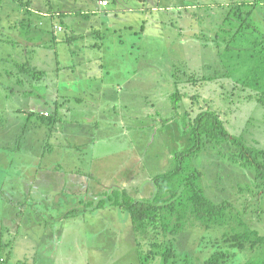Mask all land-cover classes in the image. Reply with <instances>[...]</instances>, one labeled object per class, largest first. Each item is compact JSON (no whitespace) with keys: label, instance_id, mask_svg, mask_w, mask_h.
Wrapping results in <instances>:
<instances>
[{"label":"rangeland","instance_id":"374dc122","mask_svg":"<svg viewBox=\"0 0 264 264\" xmlns=\"http://www.w3.org/2000/svg\"><path fill=\"white\" fill-rule=\"evenodd\" d=\"M28 1L0 0V227L16 235L12 261L163 264L143 254L172 242L173 264H204L231 225L206 229L192 219L173 236L137 230L117 206L64 214L114 188L151 196L153 177L190 146L186 112L214 109L235 135L264 123L255 87L250 80L243 87L249 54H262L264 0ZM238 3L251 10L248 25L244 16L226 20ZM221 16L225 40L215 32ZM238 24L244 30L229 42ZM191 74L216 78L190 82ZM46 112L58 116L53 127ZM232 152L208 144L191 163L209 198L229 202L264 234V189L252 169L229 159Z\"/></svg>","mask_w":264,"mask_h":264},{"label":"trees","instance_id":"16d2710c","mask_svg":"<svg viewBox=\"0 0 264 264\" xmlns=\"http://www.w3.org/2000/svg\"><path fill=\"white\" fill-rule=\"evenodd\" d=\"M257 2L258 0H255L252 5H256ZM30 3L31 0L27 2V4ZM242 7L243 4L238 3L232 7L227 19L220 17V26L215 32L222 33L221 38L224 36V40L223 32L229 30L224 28L225 19L231 20V15L235 18L244 16L243 20L247 23L251 10L244 12ZM58 14L61 16V12ZM231 29L235 30L231 36H228L229 42H232L241 30H244V26L238 24L237 27L233 26ZM221 38L218 34L216 39ZM257 44L260 45L262 54L258 58L254 57L255 53L249 54V58L253 61L245 75L246 79L243 80V87L246 88L250 80L256 89L255 100L264 108V36ZM215 78V75L198 77L191 74L188 76V81L199 82ZM250 96L252 97L253 94ZM181 97L182 93L176 88L172 94L176 109ZM43 116L47 119L48 125L52 127L58 119L57 115L52 116L48 112ZM250 123L249 125L264 130V123ZM249 125L244 127V132L235 135L227 129L224 118L214 109H201L194 116L186 112L184 132L189 136L190 146L185 150L175 152L172 157L173 166L153 177L154 191L151 196L134 199L128 191L114 188L111 192L106 191V195L97 202H86L82 210L71 209L64 214V217H76L108 206H117L130 212L137 230H147L152 226L154 230H160L164 235L173 236L182 233L192 219L199 221L206 229L216 225H231L230 230L216 238L214 248L204 264H264V234L236 217L229 202L217 203L209 198L202 186V173L191 163L192 159L200 154L208 144L232 145L233 152L229 159L244 168L252 169L255 181L259 187L264 189V133L261 138L253 136V133L249 134L246 132ZM14 236L15 239H13ZM14 240H16V235L12 233L9 225L0 227V264L13 262V251L10 244L14 246ZM171 245L153 244L154 248L143 254L144 259L161 258L163 264H173L176 253L172 242ZM255 251L258 252L257 255L252 254ZM2 258H5L6 262L1 261Z\"/></svg>","mask_w":264,"mask_h":264},{"label":"built area","instance_id":"2783aa9c","mask_svg":"<svg viewBox=\"0 0 264 264\" xmlns=\"http://www.w3.org/2000/svg\"><path fill=\"white\" fill-rule=\"evenodd\" d=\"M100 4H102V5H107L108 4V1L107 0H101L100 1ZM58 29V28H57ZM62 30V27H59V31H61ZM1 261H4V262H6L5 261V258H2L1 259ZM5 264H14V262H6Z\"/></svg>","mask_w":264,"mask_h":264},{"label":"crops","instance_id":"0c3cea01","mask_svg":"<svg viewBox=\"0 0 264 264\" xmlns=\"http://www.w3.org/2000/svg\"><path fill=\"white\" fill-rule=\"evenodd\" d=\"M37 252V251H36ZM37 254H39V253H36V255L35 256H37Z\"/></svg>","mask_w":264,"mask_h":264}]
</instances>
